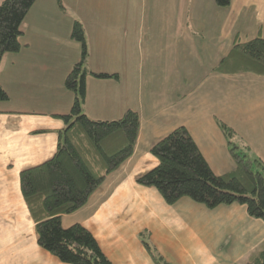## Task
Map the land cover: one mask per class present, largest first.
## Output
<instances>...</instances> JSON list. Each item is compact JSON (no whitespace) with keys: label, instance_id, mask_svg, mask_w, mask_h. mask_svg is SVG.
Wrapping results in <instances>:
<instances>
[{"label":"crops","instance_id":"crops-1","mask_svg":"<svg viewBox=\"0 0 264 264\" xmlns=\"http://www.w3.org/2000/svg\"><path fill=\"white\" fill-rule=\"evenodd\" d=\"M41 2L45 8L56 11L53 16L68 14L72 26L75 21L81 23L86 43L88 28L97 45L111 47L114 65L104 70L86 68L89 73H108L114 77L97 78L89 73L85 76L83 112L92 119L113 120L131 109L138 113L140 119L132 156L94 191L85 206L63 214L62 222L72 217L71 223L86 227L112 264H158L145 243L161 257L162 263L159 264H211L212 258L207 254L205 244L199 239L190 243L193 238L189 240L187 237L191 235V230L181 219L186 206L198 207L200 212L218 210L224 214L225 220L237 215L245 224L239 226L243 236L234 242L228 241L227 235L235 231L227 229L214 238V244L220 243L224 247L231 243H247L245 250H240L244 256H238L237 262L243 264L245 261L247 264L254 251L264 244V221L249 216L245 206L232 204L204 209L191 203L195 201L187 197L167 204L154 187L142 186L136 178L157 165V159L150 153L151 146L180 126L189 132L205 160L213 147L225 153L227 146L230 151L232 145H236L237 151L247 157L249 153L240 150L243 147L241 143L244 141L246 145L242 144L248 146L250 139L260 138L263 127L258 124V130H255L258 134L248 133L230 137V140L224 132L219 135L215 131L223 120L216 116L218 110L212 104L216 102L214 95L216 99L225 97L226 112L239 117L249 115L253 126L264 121V75L233 71L231 58L226 63H220L235 45L256 37L264 38V0H230L228 6H220L215 0ZM32 27L52 38L46 48L54 42L53 47L66 49L65 45L73 41L71 32L69 39H65L58 37L55 31L49 34L37 25ZM20 44L17 53L21 49L27 52L22 56L30 63H8L1 69L4 77L2 75L0 85L6 91L8 100L0 101V264H69L61 262L39 245L35 223L22 196L19 174L54 155L59 130L64 127L63 120L54 115L69 113L74 93L66 89L72 99L65 100L61 109L24 112L21 108H9L12 97L8 85L15 80L19 86L26 81L33 85L39 81L55 84L57 76L65 86V78L77 62L74 63V56L66 59L58 49H49L50 58L42 53L46 56L40 61L45 62L49 58L48 61L59 59L63 63L58 73L50 72L49 66L37 63L31 41H20ZM138 44L141 51L142 44L144 49L140 59L135 60ZM120 63H123L124 70L120 69ZM17 65L19 68L26 67V73L23 68L10 72L11 67L14 69ZM226 81L231 83L224 86L222 96L219 91H223L222 85ZM248 85L253 91L249 100L232 101L234 92L238 94ZM35 93V88L20 89L16 93L17 100L23 105H31L28 100L33 99ZM198 93L200 98L192 99ZM58 106L60 104L55 103L53 107ZM168 111L171 112L166 114ZM212 120L216 125H212ZM208 133H215L220 139L217 147L207 140ZM229 142L235 144L230 145ZM225 154L229 156L227 151ZM63 224L68 227V224ZM213 234L216 236L214 231ZM227 249L238 248L229 246Z\"/></svg>","mask_w":264,"mask_h":264},{"label":"trees","instance_id":"trees-1","mask_svg":"<svg viewBox=\"0 0 264 264\" xmlns=\"http://www.w3.org/2000/svg\"><path fill=\"white\" fill-rule=\"evenodd\" d=\"M35 1L3 0L0 3V61L4 54L20 50L22 23ZM215 1L220 6L230 4V0ZM71 38L81 45L80 61L65 78L66 88L74 93L72 106L69 113L54 115L64 122L54 155L22 170L20 188L43 249L64 263L112 264L86 227L80 223L64 227L61 216L85 206L94 191L132 156L140 119L131 109L113 120L92 119L83 112L84 80L89 73L84 63L88 50L78 21L73 23ZM229 58L235 63L233 71L264 75V38L256 37L235 45L220 63H226ZM89 74L97 78L114 77L101 72ZM7 99L0 85V101ZM220 124L230 137V128L223 122ZM230 152L235 168L223 175L215 174L189 132L180 126L151 146L150 153L157 159V165L139 175L136 182L154 187L167 204L182 197L208 208L240 204L245 206L249 216L264 221V165L258 159L239 153L236 145L230 147ZM145 244L153 259L162 263L161 257ZM247 264H264V244Z\"/></svg>","mask_w":264,"mask_h":264},{"label":"rangeland","instance_id":"rangeland-1","mask_svg":"<svg viewBox=\"0 0 264 264\" xmlns=\"http://www.w3.org/2000/svg\"><path fill=\"white\" fill-rule=\"evenodd\" d=\"M41 1L43 0H37L35 4L32 6V8L26 14V17L21 27L22 30L24 31L23 33L24 35H22L19 40L22 43H26V42L28 43L31 41L32 42L31 49L34 53L33 56L38 61L37 63H40L42 65L45 64L50 67L49 68L50 72L53 71V72L58 73L63 63H60L61 61L59 59H52L48 61L51 56L49 49H55V50L58 49L59 52L63 53L66 59L69 57L71 58V56H74L75 58L74 63H75V62H78L81 58V47L78 45V43H76L75 40L70 41L68 45H65L66 49L53 47L55 45L54 42H51L52 46H49L47 48L45 47V45H48L50 43L52 38L49 35L45 36L43 32H38L35 29H33L32 27L33 25H37V27L42 30H47L49 34L52 33V31H55L57 32L58 37H63L65 39H69L71 27L73 26L71 25V20L68 14H66L65 16L61 15V17L57 15L53 16V14L56 13V11L53 8H50V9L45 8ZM87 34H88V37H87L86 45L88 46L87 47L88 55L84 63V66L88 68L89 70H94V69L104 70L103 68H109V66L114 65L113 54L111 53V50H110L111 47L108 46L106 48H103L101 45L100 46L97 45L95 36L90 34V32L88 31V28H87ZM140 44H138V46L136 47L137 56L135 60L140 59V56L144 49V45L142 44V51H141ZM213 47L214 46H211V48ZM24 53H27V52H24V50L21 49L19 53L17 52L15 53L12 52L8 54L6 53L2 56L1 61H0L1 63L0 80H2V75L4 77V73H2L1 69L4 66H6L8 63H30L29 61L23 59L22 55ZM42 53L46 55L48 54L49 56V58L45 62L40 61L42 57L46 56V55L42 56ZM20 57H22V60H19ZM120 58H122V56H120ZM17 67L14 68L15 70L13 69V67H11L10 72L21 71V68H23L26 73V67L19 68V65H17ZM119 67L120 69L124 70L123 63H120ZM209 71H212L211 68H209ZM137 72H138V69H136V73ZM212 74L213 72L211 73V75ZM35 76L36 75H33L34 78H38V76L37 77ZM130 76L132 77L134 76L133 72L130 73ZM56 78L57 80L55 84H45L44 82L39 81L38 83H35L33 85L30 81H26L24 84L19 86L18 83L15 82L17 80L13 81L12 85L11 84L8 85V90L12 97L9 108H16V109L21 108L22 110H24V112H30L32 109L52 111L54 110V108H60V109L63 108L65 100L68 101L72 99V95L68 90H66L67 88L62 85L61 81L59 80L57 76ZM127 78H129V76ZM36 80L37 79H35V82ZM230 83L231 82L226 81L222 85L223 91H219L222 93V96L225 93L224 86L230 85ZM29 87L35 88L37 93L34 94L33 99L28 100L29 103L30 102L32 103L31 105H23L22 103H19L20 100H17L19 97L17 96L16 93L20 89L27 90ZM48 88H51V89H49L48 91H45ZM233 91H235V88H233ZM239 92L240 93L238 94L234 92L232 101L239 100V102H243V101L246 102L249 100L250 95L253 94V91L252 89H250L249 85L246 87L245 90H239ZM214 96H213V99L216 102L212 104V107L218 110L216 116H218L221 120H223L225 123L223 121L222 122L228 128L233 127L232 129L234 132L231 133L230 137H236V136L245 135L248 133H251L253 135L258 134V132L255 131L256 129L258 130V124L264 129V121L256 122V126H253L249 118V115L243 114L241 117H239L237 114L234 115L232 113L230 114L226 112L228 110L226 107L227 104L224 102L226 98L224 97V98L216 99ZM198 98H200L199 93L192 97V99H198ZM262 101H264V99ZM55 103L60 104V106L53 107ZM208 104H209V107H211V103H208ZM244 106L245 105L242 104L241 108L244 109ZM169 112L171 111L166 112V114ZM212 125H216V123L213 120H212ZM218 126L221 130H219V128L217 127L215 131L219 133V135H222L224 131L221 127V124H219ZM224 135L230 138L228 135L225 134V132H224ZM204 137H206V135H204ZM204 137H202L201 139L206 140V138ZM259 137L260 138L256 137V139H253V140L250 139L248 141V146H244L246 144L244 143V141L243 142L241 141L244 145L241 143V146L243 147L240 148V150H243L247 154L249 153L247 157H249L250 159L257 158L264 165V132H262L259 135ZM231 139L232 138H230V140ZM207 140H209V143L211 145L213 144L217 147L220 139L215 133H208ZM232 144H235V143H232ZM216 151L218 153L213 154V152H216ZM226 151L229 154V156L225 154ZM226 151L225 153H222V152H219V149H216L215 147H213L210 153H208V155L206 156V162L208 163L209 167L212 169V171L215 174L223 175L227 172H230L231 170L235 168V161H234V158L230 154L229 146H227ZM191 203H194L195 205L203 207V208L206 207L203 204H196L197 202H191ZM186 207L187 208L186 210H184L181 222L184 225L186 224V227L188 230H191V235L187 237L189 240L190 238H193V240L190 243H193L194 240L197 241V239L200 240V243H204L205 244L204 248L207 249V254H209V256H211L212 258L211 264H234V263L237 264V262L239 261L238 256L241 258H242V255L244 256V254H241V251H244L245 244L247 246L248 244L244 243L243 245H239L237 243H231V244H228L222 247L219 245L220 243L214 244L215 243L214 238L219 235H222L224 231L227 229H233L235 232L228 234L227 240L230 242H234V240L243 236V234H241L242 231L239 226L244 225L245 223L242 222V220H240L237 215H232V217H228V220H229L228 221V220H225L224 214L222 212H219L218 210H214L213 212L211 211L209 212L208 210L200 212V208L198 207L197 208H190V206L189 207L186 206ZM78 217H81V216L78 214ZM73 219L74 218L69 217V218H65L63 222L61 220V222L62 224L64 223L63 225L68 224L67 226H70L71 224H73L71 223V220ZM222 223H225L226 225H223ZM213 231L215 232L216 236H214ZM160 239H162V237H160ZM229 246L236 247L238 249H231V250L227 249L229 248ZM239 247H241V249H239ZM261 247L262 246H259L258 249ZM191 248L194 253V248L193 247ZM191 248L189 249L191 250ZM243 264H246L245 261L243 262Z\"/></svg>","mask_w":264,"mask_h":264}]
</instances>
